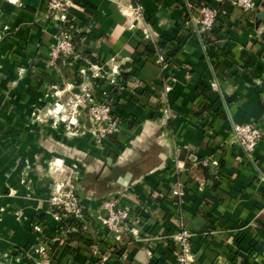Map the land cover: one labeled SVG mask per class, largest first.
I'll list each match as a JSON object with an SVG mask.
<instances>
[{"label":"crops","instance_id":"crops-1","mask_svg":"<svg viewBox=\"0 0 264 264\" xmlns=\"http://www.w3.org/2000/svg\"><path fill=\"white\" fill-rule=\"evenodd\" d=\"M49 1L0 0V264H180L181 227L189 264H264V0L251 12L188 0L197 20L204 2L223 9L211 32L186 0H73L85 36L70 76L52 61ZM84 88L112 101L116 133L96 136L87 110L76 124L56 110ZM249 122L263 131L253 160L232 136ZM65 170L90 243L70 240L50 203ZM112 198L131 211L121 233L99 220Z\"/></svg>","mask_w":264,"mask_h":264},{"label":"built area","instance_id":"built-area-1","mask_svg":"<svg viewBox=\"0 0 264 264\" xmlns=\"http://www.w3.org/2000/svg\"><path fill=\"white\" fill-rule=\"evenodd\" d=\"M232 4L243 10L251 12L256 10V0H233ZM186 5L190 9V15L194 21L197 20L192 12L193 6L186 0ZM75 6L73 0H50L49 16L61 22V34L59 41L52 52L53 62L62 59L64 63H70L71 59L78 58L75 56V46L73 42L74 32L68 28L71 22V9ZM200 16L197 23L204 30H210L216 23L219 16L217 7L207 3L201 4ZM139 12V10H138ZM151 35L148 33L147 37ZM167 54L164 50L157 53L155 61L162 64L166 60ZM93 76L100 78L103 76V70L100 66L93 65ZM82 72H84L82 70ZM57 111L66 110L72 117L70 122L76 124L75 116L87 110L89 119L92 123L93 132L99 138L112 135L117 132L118 118L113 112V103L110 99L97 100L93 92L88 88H84L82 92L74 93L67 106L63 104L56 105ZM232 136L238 142L245 155L253 160V152L256 149L260 139L263 136L262 129L255 123H234L232 125ZM205 165L208 164L204 160ZM216 163V162H215ZM217 164V163H216ZM61 166V165H60ZM60 166H57L58 168ZM62 173L63 170H60ZM264 176V175H263ZM78 175L71 172L69 176H65L56 183L55 190L50 197V203L54 207L57 216L63 221L69 216H74L77 220L85 222L88 220L86 208L78 190ZM173 195L183 197L184 190L177 186L172 190ZM103 209L107 214H100L99 220L109 229L121 233L124 228L130 229L128 222L131 220V211L128 207L120 204L116 198L108 199L103 203ZM173 242L176 248L177 259L180 264H189L193 255L192 251V233L185 227H181L173 235Z\"/></svg>","mask_w":264,"mask_h":264},{"label":"trees","instance_id":"trees-1","mask_svg":"<svg viewBox=\"0 0 264 264\" xmlns=\"http://www.w3.org/2000/svg\"><path fill=\"white\" fill-rule=\"evenodd\" d=\"M218 10H219V16H220V13L222 12L223 9L218 8ZM219 16H218V18H219ZM218 18H217V20H218ZM216 23H217V21H216ZM216 23H215V25H216ZM215 25L210 29V32L215 29V27H216ZM68 28L74 32L73 42H74V46H75V56H78L81 53H83V51H82V43H83L82 39L85 36V32H77L76 31V25L74 24L73 21H71L69 23ZM57 61H58L59 65L62 67V71L64 72L65 75H67V76L80 75L78 72L73 73V71H72L73 69L71 66H72L73 61H76V59L72 58L70 63H64L61 58L58 59ZM202 166H204L206 169H208L209 164H207V165L202 164ZM63 224L65 227L72 229L68 232V236L70 237V240H78L79 239V240L85 241L86 243H90V240H88L87 238H85L81 234L82 222L77 220L74 216H69L68 218L64 219ZM74 228H76V230L73 231Z\"/></svg>","mask_w":264,"mask_h":264},{"label":"rangeland","instance_id":"rangeland-1","mask_svg":"<svg viewBox=\"0 0 264 264\" xmlns=\"http://www.w3.org/2000/svg\"><path fill=\"white\" fill-rule=\"evenodd\" d=\"M17 75H18V76H21V75H22V72H18ZM0 79H3V77L0 76ZM71 171H72V170H71ZM71 171H69V170H65V173H63V174H64L63 177H65V176H69V175L71 174ZM60 174H61V173H60ZM63 177H62V178H63Z\"/></svg>","mask_w":264,"mask_h":264},{"label":"water","instance_id":"water-1","mask_svg":"<svg viewBox=\"0 0 264 264\" xmlns=\"http://www.w3.org/2000/svg\"><path fill=\"white\" fill-rule=\"evenodd\" d=\"M107 214V212H106V210H104V215H106Z\"/></svg>","mask_w":264,"mask_h":264}]
</instances>
